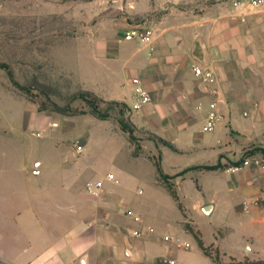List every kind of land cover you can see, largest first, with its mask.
I'll return each mask as SVG.
<instances>
[{
  "label": "crops",
  "instance_id": "0c3cea01",
  "mask_svg": "<svg viewBox=\"0 0 264 264\" xmlns=\"http://www.w3.org/2000/svg\"><path fill=\"white\" fill-rule=\"evenodd\" d=\"M118 1L94 0L96 12ZM128 1L134 16L154 9L151 0ZM240 1L244 6L236 7ZM249 2L176 0V24L143 42L145 54L121 66L124 79L94 84L96 96L130 110L131 80H141L152 102L130 111L146 143L131 159L154 168L160 163L167 178L158 177L156 168L151 178L118 168L116 178L109 175L113 180L90 182H103L97 197L87 189L70 193L69 213L59 220L33 212L26 221L18 212L11 225L16 235L5 236L0 225V264H160L163 257L179 264L264 262V208L252 203L264 191V171H226L264 148V6ZM108 49L116 61L118 52L110 44ZM198 65L214 71L217 82L208 89L215 93L195 76ZM212 103L221 119L204 132ZM205 166L218 168H200ZM135 181L147 184L143 200L121 192Z\"/></svg>",
  "mask_w": 264,
  "mask_h": 264
},
{
  "label": "rangeland",
  "instance_id": "374dc122",
  "mask_svg": "<svg viewBox=\"0 0 264 264\" xmlns=\"http://www.w3.org/2000/svg\"><path fill=\"white\" fill-rule=\"evenodd\" d=\"M151 1L153 11L134 16L128 0L100 12L94 0H0V63L9 67L0 68V225L6 226L5 236L17 234L11 225L18 212L26 221L33 212L63 218L70 193H83L91 181L109 175L116 178L118 168L148 178L155 168L158 177L164 174L160 163L161 172L158 165L131 159L146 145L133 128L131 110L92 91L95 83L124 79L121 66L145 54L140 51L143 32H152L149 43L162 26L176 24V0ZM109 44L119 54L116 61L109 60ZM202 125L199 120L198 128ZM147 191L144 181L121 189L133 201L143 200Z\"/></svg>",
  "mask_w": 264,
  "mask_h": 264
},
{
  "label": "built area",
  "instance_id": "2783aa9c",
  "mask_svg": "<svg viewBox=\"0 0 264 264\" xmlns=\"http://www.w3.org/2000/svg\"><path fill=\"white\" fill-rule=\"evenodd\" d=\"M254 7H263L264 0H250L249 2ZM244 3L242 1L236 3V7H243ZM152 32L146 31L141 34L142 39L145 42L151 40ZM193 72L195 76L200 80L203 88L208 89L210 85L216 84L217 78L214 71L207 66H194ZM131 84L134 90V103L131 106L130 110L132 112H139L147 107L152 102V98L150 93L143 86L141 80L139 78H134L131 80ZM209 93H215V90H207ZM221 119V115L219 114L216 104L212 103L210 105V110L205 119L203 131L204 132H212L216 129L218 122ZM256 167L261 171H264V155H249L244 157L239 163L231 165L227 168L228 173H237L245 170L249 167ZM110 180H113L112 176H109ZM103 182L97 181L94 183H89L87 186V191L90 195L97 197L99 195L100 190L102 189ZM256 206H261L264 208V191L253 200L252 202ZM135 221H140L138 217H135ZM140 232H135L134 236H140ZM179 243V242H177ZM187 247V245H185ZM160 264H179L178 260L172 257H163L160 259Z\"/></svg>",
  "mask_w": 264,
  "mask_h": 264
},
{
  "label": "trees",
  "instance_id": "16d2710c",
  "mask_svg": "<svg viewBox=\"0 0 264 264\" xmlns=\"http://www.w3.org/2000/svg\"><path fill=\"white\" fill-rule=\"evenodd\" d=\"M0 68H4V69H6V70H9V67L7 66V65H5V64H1L0 63ZM10 76H11V74H10ZM84 98L86 99V97L84 96ZM91 105H92V103L91 102H89ZM92 109H93V111L96 113V114H98V108L95 106V105H92ZM102 119H105L104 117H101ZM121 127H122V129L124 130V131H130L131 132V129H129L128 128V126L126 125V124H124V122H121ZM133 134V132H131V135ZM257 149H259L261 152H262V154L264 155V148H257ZM249 155H251V154H247L246 156H249ZM158 165V164H157ZM158 167H159V165H158ZM200 168H202V169H207V170H212V169H216V168H218V166H205V167H200ZM159 171L161 172V169H160V167H159ZM186 171H184V172H182L181 174H179V175H183L184 173H185ZM161 177L163 178V179H166L167 178V176L166 175H164L163 173L161 174ZM169 189H170V192L172 193V195L176 198V194H175V192L173 191V189H172V187L171 186H169ZM200 246L204 249V247H203V244L202 243H200ZM207 253H209V250H205ZM216 263L217 264H223V263H221L220 261H219V259L218 258H216ZM226 264H264V262L263 261H254V262H249V261H245V262H231V263H226Z\"/></svg>",
  "mask_w": 264,
  "mask_h": 264
}]
</instances>
